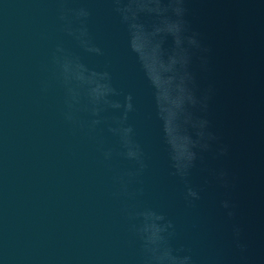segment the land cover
<instances>
[{
  "label": "water",
  "instance_id": "95a60500",
  "mask_svg": "<svg viewBox=\"0 0 264 264\" xmlns=\"http://www.w3.org/2000/svg\"><path fill=\"white\" fill-rule=\"evenodd\" d=\"M0 264H264V0H0Z\"/></svg>",
  "mask_w": 264,
  "mask_h": 264
}]
</instances>
